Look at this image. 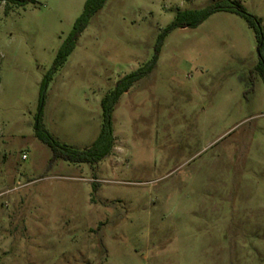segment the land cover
I'll return each instance as SVG.
<instances>
[{
	"label": "rangeland",
	"instance_id": "1",
	"mask_svg": "<svg viewBox=\"0 0 264 264\" xmlns=\"http://www.w3.org/2000/svg\"><path fill=\"white\" fill-rule=\"evenodd\" d=\"M215 1L107 0L44 93L86 0L0 2V264H264V82L245 16L167 34L97 165L53 163L35 134L42 106L55 138L90 147L102 98L154 57L175 9ZM234 1L264 31V0Z\"/></svg>",
	"mask_w": 264,
	"mask_h": 264
},
{
	"label": "trees",
	"instance_id": "2",
	"mask_svg": "<svg viewBox=\"0 0 264 264\" xmlns=\"http://www.w3.org/2000/svg\"><path fill=\"white\" fill-rule=\"evenodd\" d=\"M0 2L26 6L28 4L36 3L37 0H0ZM106 2L107 0H86L82 13L76 19L69 36L63 40L59 46L53 66L42 81V93L46 90L52 75L67 61L68 57L74 51L79 36L87 28L92 17L104 7ZM220 11L243 15L247 18L249 24L255 28L259 35V48L261 55V62L256 69L264 82V57L262 55L264 49V31L260 25V20L249 14L242 4L234 0H220L213 2L202 9L182 10L176 8L173 22L169 24L159 36L154 57L137 70L122 77L117 82L114 89L102 98L101 107L103 111V123L99 136L90 147L77 149L68 144L62 143L55 138L43 123V107H40L35 124V134L41 141L51 148L53 154L51 161L54 163L57 159H63L73 163H87L94 166L111 155L116 142L113 117L115 108L124 93L128 92L137 81L147 76L155 69L167 34L178 27L196 28L211 15Z\"/></svg>",
	"mask_w": 264,
	"mask_h": 264
},
{
	"label": "water",
	"instance_id": "3",
	"mask_svg": "<svg viewBox=\"0 0 264 264\" xmlns=\"http://www.w3.org/2000/svg\"><path fill=\"white\" fill-rule=\"evenodd\" d=\"M257 51H258V53L260 54V48H259V47H258Z\"/></svg>",
	"mask_w": 264,
	"mask_h": 264
},
{
	"label": "built area",
	"instance_id": "4",
	"mask_svg": "<svg viewBox=\"0 0 264 264\" xmlns=\"http://www.w3.org/2000/svg\"><path fill=\"white\" fill-rule=\"evenodd\" d=\"M23 158H24V159H26V158H27V156H26V155H24V156H23Z\"/></svg>",
	"mask_w": 264,
	"mask_h": 264
}]
</instances>
